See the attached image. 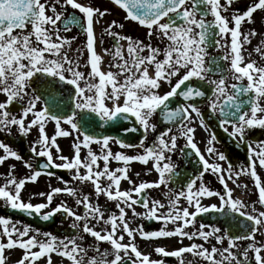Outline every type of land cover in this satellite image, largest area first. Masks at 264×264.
Segmentation results:
<instances>
[{
    "label": "snow or ice",
    "instance_id": "6c2138e0",
    "mask_svg": "<svg viewBox=\"0 0 264 264\" xmlns=\"http://www.w3.org/2000/svg\"><path fill=\"white\" fill-rule=\"evenodd\" d=\"M234 2L111 0L124 16L123 22L112 20L100 34L102 55L96 50L95 27L109 12L107 8L101 10L81 0H0V95L4 96L0 101V132L10 134L15 127L21 136H27L36 129L38 135L29 151L44 161L34 168L31 161L24 159V167L30 174L19 179L13 175L15 165H9L5 183L0 185V201L12 210L36 214L42 221L62 212L66 218H72L70 227L76 230L73 236L59 238L27 224L17 227L19 222L12 223L10 218L0 216V237L7 238L6 242L0 240V264H6L5 250L11 252L16 248L22 250V254L15 264H38L41 258L45 259V264H51L52 253L65 258L68 264H165L163 258L167 257L185 264V253L199 258L201 264H264V239H256L257 233L264 234V210L258 211L253 206L248 211L249 205L234 198L228 184L231 181L241 187L233 177L250 176L258 193L253 204L264 207V181L256 170L257 165L264 169V142H249L246 165L234 171L230 163L223 168L218 162H209L195 142V128L191 126L198 120L200 127L207 130L196 104L197 98H205L219 127L237 142V146L245 143L250 130L264 129V63L251 58L255 53L259 61H264V33H258L256 29L242 30L244 22H253L257 10L264 11V0H252L244 10L229 13ZM68 8L73 11L69 12ZM209 16L210 20L207 19ZM128 22L146 29L147 43L117 31L123 30ZM73 27H77L79 35L85 39L70 56L71 44L77 37L69 38L61 32H68ZM104 35L112 39L111 47L103 46ZM257 35L261 36L259 44L247 52L245 45ZM153 39L162 46H153ZM210 48L223 54L210 55ZM105 56L110 58L106 71ZM37 79L44 81L46 96L35 90L27 91ZM164 84L169 90L160 94L158 90ZM64 90L67 91V102L60 94ZM176 97L182 98L183 103L172 107ZM15 104H20L18 115L11 112ZM157 113L158 120L153 123L152 117ZM78 115L82 123L76 120ZM129 120L134 127L121 123ZM49 122L55 125L52 135L46 131ZM160 123L165 127L158 131ZM62 124L68 125L69 130ZM84 125L93 127L85 128ZM109 126H116L123 133L141 130L142 133L138 142L132 144L119 137L97 134L94 130ZM173 127L178 135L173 133ZM73 134L72 154H61L57 138ZM150 135L153 139L146 143ZM178 136L185 140L184 148L190 149L185 152L181 148V154L186 159L194 155L202 171L189 177L181 190L173 191L169 184H174L180 175L172 159ZM216 139L215 135L210 136L205 151L217 161H226V156L212 146ZM110 142L120 149L139 148L141 151L136 154L113 152ZM93 143L99 146L98 153L90 147ZM0 149L3 150L0 164L9 158L23 159L7 143L0 142ZM82 149L86 154L82 155ZM111 161L121 166L112 168ZM132 162L150 164L147 173L155 171L157 179L134 181L129 174ZM52 168L67 170L71 173V181L90 185L91 195L114 202L116 211L93 203L89 194L78 193L76 187L67 186L69 182L61 177L57 179H61L65 187H51L50 191L38 193L45 198L44 202H24L21 193L25 185L36 182L42 171L53 175L47 171ZM209 171L217 177L222 191L211 190L202 180L197 187V180ZM139 175L136 173L137 177ZM122 181H127L130 187L122 190ZM161 185L168 189L163 194L167 204L159 199L150 201L146 195V190ZM56 194L72 197L75 205L82 207L83 214L63 202L43 211L49 209ZM204 197H218L219 205H203ZM181 198L186 201V206H179ZM136 205L144 211L137 212ZM126 210L131 211L132 218L162 221L163 226L156 231L131 227ZM209 210L222 216L238 215L250 222L249 230L236 234L225 229L221 233L220 228L213 226L206 231L203 223L199 229L186 230L195 224L199 214ZM168 224L174 227L168 229ZM85 234L92 238L88 247L78 243L85 240ZM137 236L143 240L179 238L182 246L169 250L166 246L154 245L153 252L161 257L154 259L152 253L139 250ZM210 238L215 240L210 249L204 243L195 242L200 239L211 243ZM184 239L190 243L183 245ZM241 241L249 242L243 246ZM101 242L110 248L101 251ZM89 249L95 255L89 256Z\"/></svg>",
    "mask_w": 264,
    "mask_h": 264
},
{
    "label": "flooded vegetation",
    "instance_id": "af4514ba",
    "mask_svg": "<svg viewBox=\"0 0 264 264\" xmlns=\"http://www.w3.org/2000/svg\"><path fill=\"white\" fill-rule=\"evenodd\" d=\"M81 2L91 3L92 5L100 8L101 10H104L105 8H107L109 10V12L105 15V17L103 18L101 23L97 24L95 27V30L97 33L96 50H97V52H100L103 55L102 50H101V46L99 44L100 34L103 32L104 27H106L107 24L110 23L112 20H116L117 22H123L122 17L124 16V13L121 9L113 6L107 0H81ZM222 2H223V0H222ZM235 2H236V4L229 8V13H231L232 11L244 10L247 5L252 3V0H235ZM68 11L72 12L73 10L71 8H68ZM229 13H222V14L227 15ZM207 19L210 20L211 17L209 16V17H207ZM29 29H30V26H29ZM250 29H256L258 33H264V11L257 10L253 14V22L252 23L244 22L242 24V30L243 31L247 32ZM117 31H122L123 34H128V35H131L133 38H139L141 40H144L145 43L148 42L147 35H146V29L137 25L134 22L125 23L124 29L123 30L117 29ZM61 35L67 36L69 38H71L72 36L77 37L76 40L71 44V49L69 51L70 56L75 54V49L78 46H80L85 39L84 36L79 35V30L77 27H73L68 32H61ZM260 39H261L260 35H257L256 37L252 38L251 43L248 45H245L247 52H251L252 49L259 44ZM103 40H104V45H103L104 47H111L112 39L110 37H108L107 35H104ZM121 43H124V42L122 41ZM152 44H153V46H162L160 44V42L156 41L155 39L152 40ZM247 52L244 53L246 60L248 58ZM209 54L219 56V55H222L223 53L217 49H214V50L209 51ZM251 58L257 59L259 63H264V61H259V58L255 53H253ZM109 60H110L109 57H107V56L104 57V61H105L104 70L105 71L107 70ZM213 78H217V77L214 76ZM231 82L232 81H229V83H231ZM173 83H175V78L173 79ZM193 83H196V81H193ZM34 90L36 91L37 94L39 92V93H43L45 96L47 95V87H46V85L42 79H37L32 84V86H30L27 89V91L29 93H32ZM167 90H169L168 85L164 84L158 91L160 92V94H163ZM60 94H62L64 96V100H65V102H67L68 101L67 91L64 90ZM3 99H4V96L0 95V101H2ZM177 100H178L177 97L174 98V101H177ZM25 103H26V100H25ZM196 104H198L197 106L200 108L202 114L207 115L210 118V121L212 122V124L217 128L218 131H220V133L222 135L221 140L220 141H218V140L214 141L212 146L217 150V152H222L226 156L227 159H226V161H217L215 156L209 155L205 151V149L208 147L207 140L210 138L211 135H214L213 131L210 129V127L206 123L205 124L207 126V130H205L204 128H201L198 120H194V122L191 125L192 127L195 128V136H194L195 142L197 143L198 147L200 148L201 152L205 155V157L207 159H209V162H213V161L218 162L221 164V166L223 168H227L228 164L230 163L233 166L234 171H235V169L239 170L241 166L246 165L247 156H248L247 144L249 142H255V141L264 142V136L261 133H258V130H264V129L255 128V129L250 130L246 134L247 139H246L245 143L239 144V146H237V142L234 141L231 137H229L228 134L225 133L223 131V129H221L219 127L218 120H217L216 116H214L211 113V111L208 109L207 100L205 98H197ZM37 107L39 108L40 105L38 104ZM19 110H20V104H15L11 108V112L13 115H18ZM77 112L79 113V110H77ZM158 116H159L158 113L154 114V116L152 117L153 123L157 122ZM76 120L78 122L82 123L80 121L79 115L76 117ZM121 123L126 124L129 128L135 126L131 120L122 121ZM169 126H171V125H169ZM62 127H64L65 130H69L68 125L62 124ZM84 127L85 128H92L93 125H84ZM164 127H165V125L163 123L158 124V131L163 130ZM54 130H55L54 122H49L46 125L47 133L49 135H52V134H54ZM94 130L97 134H106V135L108 133V130H110V131L115 130L116 132H120L122 134V135H120L121 139L125 140L128 143H132V144H135L138 142V139L142 133V130L134 132V133L133 132L123 133L116 126L114 128H110V129H109V127H107L106 129H102L100 127H95ZM172 131L174 134L178 135L177 129L175 127H173ZM37 135H38V133H37L36 129H33L27 136H21L15 127H13L11 129L10 134L8 131L0 132V142L7 143L14 151H17L23 158L22 160H19V161L15 160L14 158H9L6 162L0 164V185H3L5 183L7 172L9 170V165H13V164L15 165V169L13 170V175L17 179H19V178H22V177L30 174V170L24 167V163H23L24 159L31 161L33 163L34 168H38L39 163L44 162L43 158L35 157L29 151L31 144L37 138ZM113 137H117V136H113ZM74 138H75V134H73L69 137H58L57 138V141L61 142V148H62V144H65L62 148L61 154L66 155V156H70L72 154L71 144L74 142ZM152 139H153V137L150 135L149 139H148V141H146V143H150ZM184 145H185V140L178 136L177 150L172 154V159L177 164V166H178L177 171L180 173V175H179V177H177L176 182L174 184L173 183L169 184V187L172 188L173 191L181 190V185L184 184L189 177H195L197 175L198 171H202L201 166L196 163L197 158L194 155L193 156L195 157L196 160L192 161L191 157L186 159L185 156L181 154L180 149L184 148ZM110 146H111L113 152L124 151L126 154H136L137 152L141 151V149H139V148L120 149L119 146L116 145L114 142H110ZM64 147H65V149H67L66 151L64 150ZM90 147L93 149L94 152H97V153L99 152V146L96 145L95 143L90 145ZM253 147H256L255 143H253ZM184 151L188 152V151H190V149L184 148ZM64 152H70V155H68ZM2 154H3V150L0 149V155H2ZM84 154H86V150L82 149V155H84ZM53 155L55 156V154H53ZM56 162L59 163L60 161H56ZM101 166H102V162H101ZM119 166H121V165L115 161L110 162V167H112V168L119 167ZM148 167H150V164L146 166V165L140 164L139 162H132L129 165V174H130L131 178L134 181H136L137 183H139L140 181L151 182V181L156 180L158 174L155 173V171H153L151 173H147ZM256 170L258 172V175H260L262 181H264V175H263V177L261 176V174L263 173L262 171H264V169L259 168V166L257 165ZM136 173H140L139 177L136 176ZM57 177H61L63 181H68L69 183L67 186L76 187L78 190V193L89 194L93 200V203H98L101 207H104L106 205V207L109 211H115L114 202H106V198L103 196L99 197L98 199L95 198L94 195H91L92 189H91L90 185H80L79 182L71 181V173L69 171L63 170V169H58L51 176L47 175L46 173H42V175L40 177H38L36 182H34V183L28 182L25 185V187L22 189V193H21L22 200L24 202H31L33 204L44 202L45 198L40 197L38 195L39 192L50 191L51 187H61V188L65 187V184L62 182V180L57 179ZM201 180L211 190L222 191V185H220L217 177L215 175H213L210 171L206 172L203 175V177H201L200 179L197 180V187H198L199 183L201 182ZM252 183H253V181H252ZM129 187H130V185H128L127 181L121 182V189L122 190H126ZM166 191H168V189L164 188V186L161 185L159 188H153V189L146 190V195L148 196L150 201L153 199H159L160 200V198L164 197L166 199V202H167V197H165L163 195L164 192H166ZM214 201L219 202V199H217V197H204L202 199V203H204V202L213 203ZM61 202L65 203L69 207L73 208V210H75L78 214H83L82 207L76 206L74 203V199L70 196L65 195V194H56L53 198L52 204L50 205L49 209H45L43 211H49L52 207H55L57 204H60ZM179 204H186V201H184V199L181 198ZM258 206L261 208V206L259 204H258ZM0 207H5V205L3 204L2 201H0ZM135 208H141V207L139 205H136ZM106 215H107V213H106ZM0 216H2V215L0 214ZM33 217L39 219L36 214H30V216L26 215L27 220H32L31 218H33ZM11 222L12 223L19 222L18 224H20V225H24V224L29 225L28 223H26V220L22 221V220H18V219H12ZM72 222H73L72 218H66L62 212L57 213L50 220L42 221V225H43L44 229H41V232L48 231V232L52 233L53 235H55L59 238H63L64 236H73L76 234V230H74L70 227ZM137 222H138V226L142 227L145 231H156V226H157L159 221L142 219V218L138 217ZM195 222L199 223V224L202 223V221L197 220V219H195ZM93 223H95V222H93ZM204 225L209 227V225H206V224H204ZM29 226L31 228H35L31 225H29ZM211 226L222 227L221 225H210V227ZM30 234H32V233H30ZM85 236H86L85 240L82 241V246H84V247L86 245L88 246L89 243L92 242V238L87 237L86 234H85ZM160 240H159V245L166 246L169 244L167 242L161 243ZM171 240L173 241V243L171 244V250H172V249H174L173 246L176 244L177 239L173 240L171 238ZM156 242L157 241L153 242L154 243L153 246L156 245ZM92 255H94V253L91 250V251H89V256H92ZM55 258H56V262L53 263L52 259H51V264H68V261L65 258H61L57 254L54 257V259ZM173 259H174V257H173ZM44 261H45V259L41 258L38 263L39 264H45Z\"/></svg>",
    "mask_w": 264,
    "mask_h": 264
},
{
    "label": "rangeland",
    "instance_id": "374dc122",
    "mask_svg": "<svg viewBox=\"0 0 264 264\" xmlns=\"http://www.w3.org/2000/svg\"><path fill=\"white\" fill-rule=\"evenodd\" d=\"M235 4H236V2H234L232 6H234ZM57 144L59 145L61 150H62L63 146L65 145V144H62V148H61V142L57 141ZM64 150L66 151L67 149H65V147H64ZM52 151H53V154H55V150L52 149ZM64 153L70 155V152H64ZM239 170L235 169V171H239ZM262 172L263 173L261 174V176L263 177L264 171H262ZM225 175H227V173H225ZM233 179H235L237 181V184L241 185V187H237L236 184H233L231 181H228L229 187L233 189L234 198H240L246 204H248L249 205V208L247 209L248 211H251V207H253V206L256 207L258 211L263 210V209H261L258 206V204H253V202L258 199V193L255 190V187H254V184L252 183L251 177L247 176V175H241L239 177H233ZM243 185H247V187H243ZM217 199H218V197H217ZM160 201L162 203L167 204L166 199L164 197L160 198ZM202 204L205 205V206H209L211 204H217V206H218L219 202L218 201H214L213 203L204 202ZM179 206L183 207V206H186V204H179ZM191 210H193V209H190V211ZM115 211H116V209H115ZM126 211H127V214H128L129 220H130V226L134 227V228L138 227V222H137L138 217L132 218L131 211L130 210H126ZM136 211L137 212H143L144 210H143V208H136ZM162 226H163L162 221H159L157 226H156V230H159ZM17 227H21L22 228V225L17 224ZM173 227H174V225H172V224H168L167 225L168 229H172ZM199 227H200V224L195 222V224L193 226H189L186 230L192 231V230L199 229ZM211 227H213V226H211ZM211 227L210 226L209 227L205 226V230L206 231L210 230ZM218 228L221 229V233L224 231L222 227L218 226ZM0 231H2V229H0ZM39 238L43 239V237H39ZM6 239L7 238H5V237H0V240H3V242H6ZM160 239L143 240L139 236H137V245H138V248H139V250L141 252H143V253H152V258L158 259V258H161V257H158L153 252V244H154L153 242L157 241L156 245H159V240ZM172 239L173 240L177 239L176 240V244L173 246L174 249L182 246L179 238H172ZM256 239L257 240L264 239V234L257 233L256 234ZM126 241H127V237H125V242ZM195 242L196 243H204L205 247H208L209 249H210L212 244H215V240L214 239H211V243L204 242V241H202L200 239H196ZM248 242L249 241H241L239 243H241L243 246H246V244ZM78 243L82 244V241H78ZM182 243H183V245H188L190 242L187 239H184L182 241ZM216 246L220 247L221 245H216ZM223 246H225V247L227 246V242L226 241L223 242ZM85 247H88V246L86 245ZM99 247H100L101 251H103L105 249H109L110 245H107L106 243L101 242ZM89 251H91V249H89ZM234 251H236V250L234 249ZM92 252L95 255V252L93 250H92ZM21 254H22V250H20L18 248L12 250L11 252H9L8 250H5L4 255L6 257V264H15V261H17L20 258ZM55 256H56L55 253L51 254V259H52L53 263L56 262V258L54 259ZM184 259H185V264H187V262L189 260L191 261V264H201L199 258H194L190 254H187V253L184 254ZM44 263H45V261H44ZM170 264H179V262H178V260L176 258H174V259H172V262H170ZM233 264H234V262H233Z\"/></svg>",
    "mask_w": 264,
    "mask_h": 264
},
{
    "label": "water",
    "instance_id": "95a60500",
    "mask_svg": "<svg viewBox=\"0 0 264 264\" xmlns=\"http://www.w3.org/2000/svg\"><path fill=\"white\" fill-rule=\"evenodd\" d=\"M111 1V0H110ZM207 122L208 119L204 118ZM115 126H109L110 128H114ZM107 135H111V136H117L119 138L120 135H122L120 132H116L115 130L110 131L108 130ZM217 135V132H216ZM0 211L7 217V218H18L21 219L20 216H17L16 214H21L23 213L22 211L19 210H12L11 208H5V209H0ZM201 216L203 217V221H205L208 224H216V223H222L225 229H228L230 232L232 233H244L246 231H248V224L249 222L244 221L243 218L239 217L238 215H230V216H222L221 213L219 212H206L203 213ZM31 225L41 229H44L43 225H42V220L40 219H34L31 222H29ZM243 224V226L238 227L239 225Z\"/></svg>",
    "mask_w": 264,
    "mask_h": 264
},
{
    "label": "bare ground",
    "instance_id": "6f19581e",
    "mask_svg": "<svg viewBox=\"0 0 264 264\" xmlns=\"http://www.w3.org/2000/svg\"><path fill=\"white\" fill-rule=\"evenodd\" d=\"M258 133H261L264 136V130H258ZM161 243L163 242H167L169 243L168 245H166V248L171 250V244L173 243V241L171 240V238H161L160 240ZM173 257H167L164 258L165 260V264H170V262L172 261Z\"/></svg>",
    "mask_w": 264,
    "mask_h": 264
}]
</instances>
